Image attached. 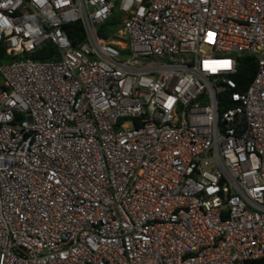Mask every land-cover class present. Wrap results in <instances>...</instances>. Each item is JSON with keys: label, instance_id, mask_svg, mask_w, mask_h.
<instances>
[{"label": "built area", "instance_id": "built-area-1", "mask_svg": "<svg viewBox=\"0 0 264 264\" xmlns=\"http://www.w3.org/2000/svg\"><path fill=\"white\" fill-rule=\"evenodd\" d=\"M254 258L264 0H0V264Z\"/></svg>", "mask_w": 264, "mask_h": 264}, {"label": "trees", "instance_id": "trees-1", "mask_svg": "<svg viewBox=\"0 0 264 264\" xmlns=\"http://www.w3.org/2000/svg\"><path fill=\"white\" fill-rule=\"evenodd\" d=\"M65 31L68 32L69 36L71 37L72 43H75L78 40L83 38V33L79 22L73 21L63 25ZM99 32L101 34L106 35V32L102 28H99ZM48 50V47H43L39 54H36L35 57L40 58H47L52 57L53 55ZM239 66L237 68V72L235 73V80L237 82V87L242 88L251 78L253 71H254V61L249 58L248 56L242 55L239 60ZM245 264H261L260 259H248L246 260Z\"/></svg>", "mask_w": 264, "mask_h": 264}]
</instances>
